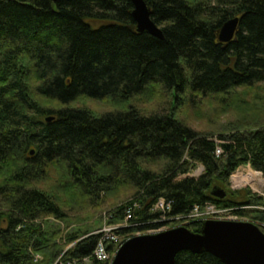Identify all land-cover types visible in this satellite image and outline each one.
Listing matches in <instances>:
<instances>
[{"label": "trees", "instance_id": "1", "mask_svg": "<svg viewBox=\"0 0 264 264\" xmlns=\"http://www.w3.org/2000/svg\"><path fill=\"white\" fill-rule=\"evenodd\" d=\"M145 1L163 39L138 32L130 0H0V264H102L92 258L102 235L81 239L51 222L66 217L54 196L34 187L50 167L62 166L71 184L65 192L87 200L132 188L134 197L112 212L114 222L133 213L122 235L159 230L207 203L255 207L247 217L264 224V198L229 187L245 165L264 176V125L215 138L174 111L149 115L131 106L96 116L70 108L83 97L121 104L159 86L174 110L186 95L227 96L264 83V0ZM233 18L238 34L221 43ZM40 98L60 109L44 108ZM199 165L200 177L179 180ZM215 188L225 200L211 196ZM161 199L170 212L153 211ZM202 225L187 227L200 233ZM175 264L223 263L182 252Z\"/></svg>", "mask_w": 264, "mask_h": 264}, {"label": "rangeland", "instance_id": "2", "mask_svg": "<svg viewBox=\"0 0 264 264\" xmlns=\"http://www.w3.org/2000/svg\"><path fill=\"white\" fill-rule=\"evenodd\" d=\"M208 1L209 0H204L205 3H208ZM210 3L212 4V1H210ZM182 99L183 102L176 105L173 110V97L168 96V94L166 95L159 86H155L154 88L149 86L146 92L141 96L121 104L110 99L94 100L83 97L73 103L70 108L86 109L96 116L111 112H125L130 109L131 106L137 108L141 113L149 115L155 113L167 114L174 111L177 118L188 127L201 134H207L215 138H218L220 134L233 132L232 130L242 129V131H249L264 125V83L257 84L250 88H237L227 96L216 95L208 98L197 97L195 99H190V96L186 95ZM39 100L42 102L44 108L51 110L60 109V106L56 102L42 98ZM39 120L44 119L41 118ZM200 167V165L197 166L188 175L181 176L179 180L187 177L198 178L195 176L198 175L197 170ZM61 168L62 166H59V169L50 167L47 171L48 178L34 185L35 188L47 191L54 196L62 209L66 217L65 220H51L56 228H64V231L69 233H72L73 230L77 231V234H80V236L82 235L81 239H84L92 235H102L104 231L124 227L125 222L123 220L113 221L114 216L112 212L118 210L117 208L126 204L134 197L135 191L132 188L120 187L114 193L103 195L98 200L89 198L87 200V198L82 196H74V192L72 194L65 192L71 184L67 183L68 180H66L64 176L62 177ZM157 170L160 172L162 169ZM235 182L238 183L237 186ZM229 187L230 189L231 187H241V189L244 188V190L249 191L252 195L264 198V176L260 172L255 171L251 164L242 166L231 175ZM259 209L264 213L263 208ZM204 211H206V209ZM257 211L258 209L252 207V210L244 211L243 215L245 216L242 217L235 214L234 211H228L224 214L218 211L219 214H221L220 216L212 214L205 216L192 214L190 217L166 220V225L155 231L127 233L126 235H118L117 231L116 237L118 238V243L111 245L108 256L111 257V260L113 259L121 242L125 243L134 237L156 235L186 227L187 225H194V223L203 221L202 219L247 222L262 227L263 223L247 217L248 215L256 214ZM192 227L191 229L194 230L196 226ZM131 228L132 227H129L127 229ZM75 245L76 243H72L64 247H66L65 249L67 251H70ZM37 258H39L40 261L42 260L40 256ZM84 263L87 264L90 262L84 261Z\"/></svg>", "mask_w": 264, "mask_h": 264}, {"label": "water", "instance_id": "3", "mask_svg": "<svg viewBox=\"0 0 264 264\" xmlns=\"http://www.w3.org/2000/svg\"><path fill=\"white\" fill-rule=\"evenodd\" d=\"M130 1L134 6L132 17L138 32L163 39V32L153 22L146 1ZM239 26L240 18L225 23L220 30L219 41L232 43ZM52 120L48 118L46 121ZM211 196L222 201L227 193L215 188ZM182 252L196 255L208 253L223 264H264V234L250 223L206 221L200 233L182 227L156 235L134 237L122 245L113 264H175L176 257Z\"/></svg>", "mask_w": 264, "mask_h": 264}, {"label": "built area", "instance_id": "4", "mask_svg": "<svg viewBox=\"0 0 264 264\" xmlns=\"http://www.w3.org/2000/svg\"><path fill=\"white\" fill-rule=\"evenodd\" d=\"M220 154H221V150L218 149L217 155H220ZM154 210L160 211L163 213H166V212L168 213L171 210V205L167 204L164 200H160L157 203V205L155 206ZM219 212H222L221 214L225 213V211H219ZM219 212L216 210V207L209 206L206 208V211H204V210L201 211V210H199V208L195 209L193 215L198 214L201 216H205V215L212 214V215L218 216ZM221 214H219V215H221ZM132 221H133V213L129 209L127 211V216L125 217V221H124L125 225L123 228H117V229H113V230H109V231H104V238L101 241V243L97 246V248L94 252L95 258H97L99 261H107L109 259V256H108V251H107L105 243L109 242L112 244H117L118 243V238L116 237L117 231L119 232V230H121V229H127L129 227H132Z\"/></svg>", "mask_w": 264, "mask_h": 264}, {"label": "bare ground", "instance_id": "5", "mask_svg": "<svg viewBox=\"0 0 264 264\" xmlns=\"http://www.w3.org/2000/svg\"><path fill=\"white\" fill-rule=\"evenodd\" d=\"M241 182V181H240ZM110 251V250H109ZM96 261V260H95ZM95 263V262H94Z\"/></svg>", "mask_w": 264, "mask_h": 264}]
</instances>
